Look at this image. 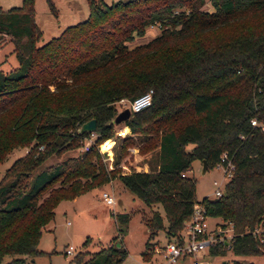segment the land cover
<instances>
[{"label": "trees", "instance_id": "trees-1", "mask_svg": "<svg viewBox=\"0 0 264 264\" xmlns=\"http://www.w3.org/2000/svg\"><path fill=\"white\" fill-rule=\"evenodd\" d=\"M88 6L85 21L42 44L33 0L7 11L0 6V45L11 42L18 62L8 73L0 70V164L27 147L0 177V264H30L43 253L39 239L57 203L113 179L162 209L165 226L157 209L142 216L144 261L158 230L165 242L179 239L196 202L208 217H219L221 228L231 224L228 245L216 242L209 256L226 249L264 255V0H88ZM150 26L157 35L134 43ZM149 90L148 107L109 123L121 100ZM92 118L95 139L83 150L90 132L77 130ZM119 124L142 133V151L156 149L155 166L123 172L120 155L136 143L125 136L108 168L98 145ZM223 153L233 164L231 177L219 196L197 200L195 180L186 174L191 162L204 159L212 168ZM52 156L57 161L38 170ZM116 217L127 224L130 215ZM115 241L72 261L122 264L127 252Z\"/></svg>", "mask_w": 264, "mask_h": 264}, {"label": "rangeland", "instance_id": "rangeland-1", "mask_svg": "<svg viewBox=\"0 0 264 264\" xmlns=\"http://www.w3.org/2000/svg\"><path fill=\"white\" fill-rule=\"evenodd\" d=\"M110 5L117 2L128 0H103ZM51 3L52 7L50 6ZM24 0H0V6L4 11L14 7H21ZM35 12V23L42 32L40 43H46L53 38L58 37L67 27L76 25L85 21L89 16L88 0H33ZM208 9V6H204ZM157 26L149 27L146 35L134 41V43H145L157 35ZM18 65L16 55L13 51V44L6 42L0 45V70L8 73L14 70ZM123 127L119 124L116 129ZM142 133L129 132L125 136L132 137L135 144L128 145L125 153L120 155L117 165L123 172L130 170H149L150 165L155 166V150L142 151L144 144L140 136ZM125 136H118L116 133L102 141L98 145V150L102 154L103 161L107 163L108 168L113 167V160L117 158L116 152L123 143ZM95 138V136H94ZM138 142V143H137ZM27 147L15 148L8 154L6 159L0 164V177L12 161L25 154ZM80 150H82L80 148ZM79 150L74 151L78 153ZM73 153L68 152L65 155ZM63 155V156H65ZM112 156V160H109ZM58 158L52 156L48 158L39 168L54 163ZM111 163V166H110ZM201 162L193 160L187 175L195 180V197L200 200L203 196L212 198L213 179H219L222 171L219 168H208L204 173L200 172ZM111 182V181H110ZM109 182V183H110ZM97 186L79 197L71 200H61L54 208V217L49 222L47 228L42 230V236L39 239L38 248L43 251L42 254L29 258L30 264H75L72 258L81 254L88 257L87 252L93 253L102 247L110 245L112 242H121L127 254L122 264H166L158 252L154 250L149 260L144 261L141 253L145 249L147 240L146 226L142 220L144 214H150L153 209H157L163 218L162 209L159 204L148 206L141 199L137 198L129 191L118 179H113L109 184ZM109 191L115 198V204L109 206L102 201V192ZM118 213H128L130 215L127 224H121L117 220ZM165 226V220H162ZM209 229L214 223L220 224L219 217L207 218ZM227 228V226H226ZM120 229V230H119ZM182 231V230H181ZM226 231L224 230V233ZM183 233V232H182ZM88 242L86 243V240ZM159 248L165 242L164 231H157L153 239ZM72 245L74 252L66 254V248ZM155 254V255H154ZM12 258L5 256V260ZM214 264H219L222 260H227L231 264L234 260L239 263L251 262L252 264H264V255L236 256L230 250L226 249L223 254L207 256ZM190 259L185 258L176 264H189Z\"/></svg>", "mask_w": 264, "mask_h": 264}, {"label": "built area", "instance_id": "built-area-1", "mask_svg": "<svg viewBox=\"0 0 264 264\" xmlns=\"http://www.w3.org/2000/svg\"><path fill=\"white\" fill-rule=\"evenodd\" d=\"M150 27L154 28L155 26ZM151 98L152 90H149L131 102L121 100L118 103L119 111L128 108L131 113L133 111L144 109L150 105ZM250 124L255 125V119H250ZM260 129L264 131V127L262 125H260ZM128 132L129 127L123 126L116 130V135L122 137ZM94 136V132H90V134L83 139V150H88L90 144L95 139ZM109 160H112V156H109ZM214 168H219L222 171L221 178H215L211 181L213 185L212 194L213 197H216L220 195L223 184L231 177L233 164L223 153L220 156V161L214 165ZM102 200L109 206L115 204V198L109 191L102 192ZM207 218L208 216L205 214L204 208L201 204L198 202L194 203L192 213L188 220L184 223L182 231L179 233V239L167 241L162 247H154V250L160 254L166 264H176L185 258L190 259L189 264H214L212 260L205 258L209 256L207 250L209 247L215 245L216 242L220 241H222L226 246L228 245V240L231 238V224L228 223L227 228H221L220 224L214 223L211 229H209ZM262 226H264V219L262 221ZM260 229L261 227L254 228L252 233L258 234ZM224 230L226 231L225 233ZM73 252L74 247L72 245H69L65 250L66 254H72ZM221 263L229 264L227 260H222L219 264Z\"/></svg>", "mask_w": 264, "mask_h": 264}, {"label": "water", "instance_id": "water-1", "mask_svg": "<svg viewBox=\"0 0 264 264\" xmlns=\"http://www.w3.org/2000/svg\"><path fill=\"white\" fill-rule=\"evenodd\" d=\"M130 116V110L128 108L122 109L119 111L113 118L109 120L110 124L113 123H120L124 120H126ZM96 128V120L94 118L89 119L81 124V126L78 128V133L82 134L84 132H93ZM206 171V161L203 159L201 160V167L200 172L204 173ZM122 244L120 242H116V246L120 247ZM222 264V263H221Z\"/></svg>", "mask_w": 264, "mask_h": 264}, {"label": "crops", "instance_id": "crops-1", "mask_svg": "<svg viewBox=\"0 0 264 264\" xmlns=\"http://www.w3.org/2000/svg\"><path fill=\"white\" fill-rule=\"evenodd\" d=\"M142 171H146V169L144 168V169H142ZM112 182V181H111ZM110 182V183H111ZM109 183V184H110ZM81 195V194H80ZM80 195H78L77 197H79ZM77 197H75V198H77ZM74 198V199H75ZM103 201V200H102ZM50 222V221H49ZM49 222L47 223V224H45V226L43 227V229L42 230H50V228H47L48 227V225H49ZM43 232V231H42ZM41 236H42V234H41ZM41 238V237H40ZM39 244H40V241H39ZM155 255V254H154Z\"/></svg>", "mask_w": 264, "mask_h": 264}]
</instances>
